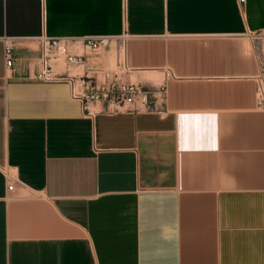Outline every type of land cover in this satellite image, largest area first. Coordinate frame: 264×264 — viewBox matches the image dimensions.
Here are the masks:
<instances>
[{"label": "crops", "instance_id": "obj_1", "mask_svg": "<svg viewBox=\"0 0 264 264\" xmlns=\"http://www.w3.org/2000/svg\"><path fill=\"white\" fill-rule=\"evenodd\" d=\"M262 29L264 0H0V264H264V112L245 40ZM43 34H128L129 65L167 85L165 115L89 114L66 81L25 78Z\"/></svg>", "mask_w": 264, "mask_h": 264}, {"label": "built area", "instance_id": "obj_2", "mask_svg": "<svg viewBox=\"0 0 264 264\" xmlns=\"http://www.w3.org/2000/svg\"><path fill=\"white\" fill-rule=\"evenodd\" d=\"M242 5L246 0H238ZM253 42L258 72L253 77L256 85V107L264 112V29L245 34ZM40 54L30 58L33 68L25 78L38 81H66L72 98L80 100L89 114L97 111L117 113L157 112L165 115L167 85L147 84L143 79H132L135 68L128 62V34L118 36H62L43 34L37 38ZM4 61L7 72L14 68L17 38L4 37ZM115 48L114 66L107 67L102 54L111 45ZM6 74V78H8ZM98 105V109L92 106ZM7 189L13 191L19 178L15 169L2 166Z\"/></svg>", "mask_w": 264, "mask_h": 264}, {"label": "rangeland", "instance_id": "obj_3", "mask_svg": "<svg viewBox=\"0 0 264 264\" xmlns=\"http://www.w3.org/2000/svg\"><path fill=\"white\" fill-rule=\"evenodd\" d=\"M245 40H247V41H249L250 43H251V40L249 39V38H246ZM150 74H152V72L150 73V72H143V73H140V72H134L133 73V75L131 76V78L132 79H142L144 76H150ZM153 74H156V76H158L157 75V73H153ZM143 81H145L144 79H143ZM159 83L162 81V80H160L159 81V79L157 80ZM148 85L150 84L149 82H147V81H145ZM151 85V84H150Z\"/></svg>", "mask_w": 264, "mask_h": 264}]
</instances>
